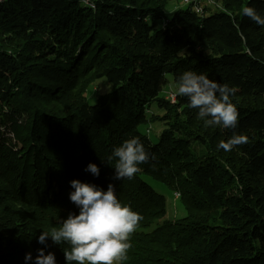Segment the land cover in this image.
I'll return each instance as SVG.
<instances>
[{"label":"trees","instance_id":"1","mask_svg":"<svg viewBox=\"0 0 264 264\" xmlns=\"http://www.w3.org/2000/svg\"><path fill=\"white\" fill-rule=\"evenodd\" d=\"M172 1L0 2V264H26L28 253L34 264L41 249L67 264L69 245L38 239L79 215L73 180L113 185L142 217L118 264H264V26L242 13L264 17V0L203 12L183 2L168 17ZM186 71L235 89L236 128L206 127L188 97H165ZM103 78L111 91L89 98ZM153 105L164 115L149 116ZM234 134L248 142L218 147ZM134 137L149 159L115 179L108 157ZM149 181L178 191L186 216L165 221L167 200Z\"/></svg>","mask_w":264,"mask_h":264},{"label":"clouds","instance_id":"2","mask_svg":"<svg viewBox=\"0 0 264 264\" xmlns=\"http://www.w3.org/2000/svg\"><path fill=\"white\" fill-rule=\"evenodd\" d=\"M242 13L255 23L264 26V17L253 7H243ZM235 89L209 79L203 73L184 72L178 80L175 95L186 96L189 107L199 109V117L205 126L222 125L224 128H236L239 113L231 102L230 96ZM248 138L242 134H234L227 142L220 141L218 147L231 151L233 147L246 144ZM116 158L115 179H132L140 171L139 164L149 159L142 142L138 137L125 140L114 148L109 161ZM94 176H99L100 169L90 163L87 168ZM70 201L79 209V215L69 214L61 226L51 231H42L38 242L46 245L50 238L53 243H66L64 249L67 264H117L126 258L131 247L129 237L135 232L142 217L129 206L122 205L115 194L114 186L109 185L107 191L95 185L78 180L70 182ZM31 253L26 254L25 261H31ZM34 264H56L55 255L38 250Z\"/></svg>","mask_w":264,"mask_h":264},{"label":"rangeland","instance_id":"3","mask_svg":"<svg viewBox=\"0 0 264 264\" xmlns=\"http://www.w3.org/2000/svg\"><path fill=\"white\" fill-rule=\"evenodd\" d=\"M221 0H217L218 4L220 3ZM186 5H184L183 0H174L171 3L168 4L167 9H166V15L170 17L173 12L178 9V8H185ZM161 22H158V24H161ZM169 80H172L171 76H168ZM173 82V81H172ZM171 81L168 84V87L164 90V95L166 98L170 99L172 98L174 100V97H171L172 95L175 96V89H176V84ZM112 89V86L107 82L106 79H99L97 80L94 85H91L88 91V97H97V95H102L107 92H110ZM164 115V111L161 110L160 108L156 106H152L150 111L148 112V115ZM151 127L149 130L151 132H154L155 134H159L162 129L164 128V125L160 122H156L150 124ZM155 134H150V138L153 141H157L158 137H154ZM150 185L160 194L164 195L166 200H167V214L164 218L165 221H174L176 219L183 218L186 216V209L184 208L182 202L180 201V198H177V192H173L170 190L168 187L165 185L155 182V181H149ZM179 194V192H178ZM180 196V194H179ZM118 264V262H117Z\"/></svg>","mask_w":264,"mask_h":264},{"label":"bare ground","instance_id":"4","mask_svg":"<svg viewBox=\"0 0 264 264\" xmlns=\"http://www.w3.org/2000/svg\"><path fill=\"white\" fill-rule=\"evenodd\" d=\"M4 0H0V2H2ZM200 1V4L201 6H205V5H216L217 6V0H199ZM183 2L186 4V5H190L192 4L194 6V9L198 12H203V11H199V7H198V2L197 1H189V0H183ZM171 97H174V100H175V96H171ZM172 99V101H174ZM177 194V198H179V194Z\"/></svg>","mask_w":264,"mask_h":264},{"label":"built area","instance_id":"5","mask_svg":"<svg viewBox=\"0 0 264 264\" xmlns=\"http://www.w3.org/2000/svg\"><path fill=\"white\" fill-rule=\"evenodd\" d=\"M189 1H197L198 2L199 11H204L203 6H201L199 0H189Z\"/></svg>","mask_w":264,"mask_h":264}]
</instances>
